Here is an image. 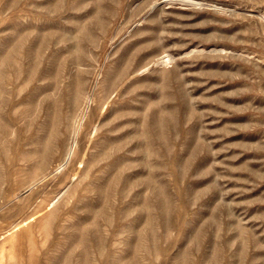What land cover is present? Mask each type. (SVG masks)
Listing matches in <instances>:
<instances>
[{
  "label": "rangeland",
  "instance_id": "374dc122",
  "mask_svg": "<svg viewBox=\"0 0 264 264\" xmlns=\"http://www.w3.org/2000/svg\"><path fill=\"white\" fill-rule=\"evenodd\" d=\"M0 264H264V0H0Z\"/></svg>",
  "mask_w": 264,
  "mask_h": 264
},
{
  "label": "bare ground",
  "instance_id": "6f19581e",
  "mask_svg": "<svg viewBox=\"0 0 264 264\" xmlns=\"http://www.w3.org/2000/svg\"><path fill=\"white\" fill-rule=\"evenodd\" d=\"M70 151H71V149H70ZM72 153V152H71ZM70 154V153H69Z\"/></svg>",
  "mask_w": 264,
  "mask_h": 264
}]
</instances>
